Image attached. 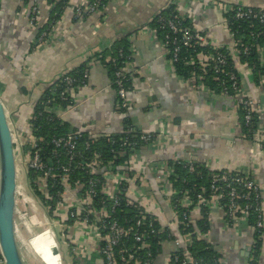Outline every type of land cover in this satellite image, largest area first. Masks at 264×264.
<instances>
[{"label":"crops","instance_id":"1","mask_svg":"<svg viewBox=\"0 0 264 264\" xmlns=\"http://www.w3.org/2000/svg\"><path fill=\"white\" fill-rule=\"evenodd\" d=\"M70 1L73 5L78 0ZM170 1L178 5L180 14L189 18L196 30L214 43L227 46H231L232 37L216 3L264 6V0H120L81 20L74 19L72 8L68 7L60 23L62 36L53 45L32 50L36 30L28 23L20 0H0V94L11 130L22 135L24 147L28 148L31 135L29 119L44 89L63 72L81 64L88 68V76L73 90L70 106L58 110L69 131L91 137L111 136L123 133L128 122L142 133L156 136L154 144L132 152L126 165L106 171V190L110 193L118 191L121 178L124 188L133 189L128 181L139 176L137 189L127 196L151 211L162 228L172 234L173 239L162 242V253L155 264H169L174 239L183 240L186 247L170 204L174 189L166 166L168 160L200 161L213 170L251 171L259 186L264 223V76L254 78L241 59L233 61L244 92L257 110L256 134L253 139H246L241 135L236 99L198 90L182 80L170 66L158 35L150 30L152 19ZM39 4L44 6L41 0ZM124 36L130 42L131 55L124 66L131 87L126 96L127 107L120 108L107 67L92 56ZM71 200L66 195L58 206L60 219H53L46 212L51 222L41 230H45L43 233L31 237L22 225V230L18 229V220L25 226L28 222L32 226L41 222L32 217L34 222L24 223L15 201V238L25 264L29 259L40 264H104L96 229L79 221L64 222L66 217L61 213L68 214ZM199 217V209L191 210L192 223ZM208 218L205 237L220 254L222 264H248L253 229L245 221L230 225L222 210H211ZM259 251L256 264H264V232Z\"/></svg>","mask_w":264,"mask_h":264},{"label":"built area","instance_id":"2","mask_svg":"<svg viewBox=\"0 0 264 264\" xmlns=\"http://www.w3.org/2000/svg\"><path fill=\"white\" fill-rule=\"evenodd\" d=\"M41 1H43L44 6L39 4V0H20L22 8H25L28 23L36 30L34 41L32 43V50L40 49L45 45H53L59 37L62 36L63 29L60 26V23L63 14L68 7L72 8L73 18L81 20L85 16L101 12L108 3L119 2L120 0H107L105 5H103L104 0H78L73 5H71L70 0ZM61 2L64 3L63 11L58 19H53L51 17L53 7L55 6V3ZM169 4L171 6L173 5V11L171 14L166 16L161 12L162 10H159L154 18H156V22L162 29H166L163 38L159 39V41L165 50L170 66L177 60L181 48L194 50L197 45L211 48V51L208 53L201 51L197 53L196 58L190 57L187 61L188 64L196 65L197 69L199 68L201 70L200 72L197 74L196 71L192 72V75H190L188 79L182 78L181 76L179 77L198 90L212 92L208 84H203L202 81L206 73L211 71L213 74V81L217 84V87L221 89L220 94L234 97L239 105L242 113V122L247 128L246 131H241V135L246 139H253L256 134V126H254L256 123L254 124V119L256 120L257 118V110L253 100L244 92L241 83L242 78L234 66V60L241 59L240 57L248 55L254 44L239 43V40L236 39L237 34H235L232 29L233 21L246 22L248 27L252 28L253 20H255L258 22L259 28L256 30L250 29L249 35L251 38H255L264 34V6L253 9V6H247L244 4L235 5L237 3H216L222 10L223 23L232 37L231 46H227L214 43L206 37L203 32L196 30L189 18V23L185 24L184 20L186 19V16L180 14L178 11V5L173 1H170ZM229 13H231V15H229ZM239 25L240 24H238V26ZM150 30L154 35L157 34V28L151 27ZM242 36H245V33L242 34ZM222 48H227L229 50L234 62H231L227 55L219 50ZM245 65L247 64L245 63ZM247 67L250 70V74H253L252 68L249 66ZM114 74L118 106L120 108H126V96L129 89L125 84L128 72L125 70V66H121ZM87 76L88 68L86 67L83 72V83ZM77 85L78 80L75 77L66 75L61 79L59 84L54 86L52 92L58 94L61 100L67 102V105L58 106L57 102L50 104L47 109L49 112L47 113V118L60 119L58 116V110L70 106V97ZM47 103H50V100H47ZM12 133L14 153L16 150L18 151L19 145L21 144L22 154L24 152L23 156L26 158V168L28 170H33L31 176H33L36 186H38L41 191L44 189V191H42L44 196L48 198L51 196H49L47 191V180L50 179L51 187H60L55 193V204L59 206L64 203V196H71L72 205L68 208V217L74 219V221H79L84 225L96 229L95 231L99 242V254L104 264H150L149 258L151 253L145 241L150 234L157 231L153 228L154 221H157L161 228L163 226L160 220L155 217L151 211L147 212L145 208L136 203L131 196H127L128 193L132 195V192L137 189L136 183L140 180L139 176L135 175L133 178H130L129 181L128 178H126L128 183L131 184V186H134L133 189H129L128 187L121 188L120 185L121 182H123V179L121 178V180H118V184H120L118 191L110 193L106 190V172H102L109 163L101 164L98 155H94V158L89 162H83V160L76 161L77 156L80 154L77 150L78 131H69L62 136L53 137L51 142L53 143L54 148L46 160L41 156V150L43 147L39 144L44 141L43 138L36 137L31 133L27 144L29 147L28 149H25V147H23L24 140L22 135L20 133ZM140 140L152 142V144H154L156 136L152 133H143L140 136ZM261 141L264 149V140ZM123 144L128 147L135 146V142H129L127 140H123ZM180 160L184 159H175L174 161L179 162ZM184 161L187 162L188 170L192 171L194 160ZM166 166L169 171L168 174L170 179V175L173 173V168L168 163ZM78 168L83 169L84 172L89 175L87 176V180L84 182L80 180H74L73 182L69 181V175ZM95 173H101L105 181L91 175H94ZM170 184L173 186L172 180H170ZM98 185L101 186L99 193L102 196L100 195L97 198L98 200L94 201L98 194ZM210 189L211 193L208 197H205L204 190L197 195L196 204H194L187 195L181 197L178 201V206H183L184 210L180 213L182 216L180 220H177V204H175V202L173 204L172 201L170 202L174 211V218L178 222L181 237L184 238L186 246L189 241V234L184 233V231L188 226V221H190V212L194 208H197L200 211L201 207H206L209 214L213 209L222 210L224 212L225 220L230 225H235L238 221H245L247 225L252 229L255 228L258 232L264 228L260 190L258 184L254 181L253 173L251 171H241V173L234 175L224 171L221 174L214 175L211 180ZM223 190H226L225 194L223 193ZM120 194H124L130 204L136 203L144 209L146 214L152 216L150 221L147 222V227L138 229L145 222L142 220L144 217L143 215V217L136 219L134 225L129 226L120 225L116 219H110L115 206L120 203L118 197ZM224 196L227 198L225 209H223V206L220 204V200L224 198ZM107 199L109 200V203ZM239 200H242V204L239 203ZM252 213H256L254 226L249 224V215ZM134 227H137V229H134ZM262 234L263 232H260L261 238ZM128 235H132L134 244L129 248H125V246L121 244L123 243L124 238ZM205 235L206 233L199 237L205 239L211 244V242L206 239ZM167 236L168 239H173L170 232L167 233ZM184 245L183 240L174 239V249L168 257L170 260L169 264H203L201 259H195L191 256L185 250L186 247H183ZM142 247H146L144 248L145 255L140 259L137 253L140 250H143ZM219 262H221V257L217 258V263ZM0 264H5V260L1 254ZM248 264H254L250 258H248Z\"/></svg>","mask_w":264,"mask_h":264},{"label":"trees","instance_id":"3","mask_svg":"<svg viewBox=\"0 0 264 264\" xmlns=\"http://www.w3.org/2000/svg\"><path fill=\"white\" fill-rule=\"evenodd\" d=\"M107 3V0H104L103 5ZM238 5V4H235ZM64 3H55L53 7V11L51 12V17L53 19H58L61 12L63 11ZM253 9H257V7L253 6ZM173 11V5L170 4L162 9V13L164 15H169ZM55 13V14H54ZM231 15V13H229ZM253 27H248L246 22L241 21H233V31L237 34L236 39L239 40V43L243 44H254L250 53L246 56L240 57L241 62L243 64H247V66L252 68V73L254 78H259L260 76H264V52L259 51L260 48L264 49V34H261L255 38H251L249 35L250 29H258L259 24L257 21L253 20ZM184 23H189V19L186 18ZM238 24H240L238 26ZM150 27L157 28V35L159 39L163 38V35L166 32V29H162L160 25L156 22V18H153L150 22ZM245 33V36L242 34ZM222 53L226 54L228 59L233 62L229 50L227 48L219 49ZM209 52L211 48L199 46L197 45L194 50L181 48L177 60L172 63L173 71L176 75L181 76L182 78L188 79L192 72L196 71V74L201 70L196 65L188 64L187 61L190 57L196 58L197 53L199 52ZM131 50H130V42L128 41V37H120L118 40L113 42L108 49H104L101 53L93 55L92 58H95L96 61L100 62L104 66L107 67L109 74L112 77V83L116 89L115 84V71L124 66L126 62L130 59ZM192 55V56H191ZM85 64H81L80 66L67 70L63 72L54 82L50 84L47 88L44 89L42 92L39 100L35 104V109L32 112L30 117V129L31 133L36 136L43 138L44 141L40 142L39 144L43 147L41 150V156L44 160L50 156L52 149L54 148L51 139L53 137H59L69 130L66 128L64 122L60 119L54 118L49 119L47 118L48 107L50 104L57 102L58 106H66L67 102L61 100L58 94L53 93L52 90L54 86L60 83L61 79L66 76L70 75L75 77L78 80V85L83 84V72L85 69ZM127 81L125 86L130 89L131 87V80L129 78V73L126 76ZM203 84H208L209 88L212 92L220 93L221 89L217 87V84L213 81V74L211 71H208L206 75L202 79ZM47 100H50V103H47ZM240 123H241V131H246L247 128L242 122V113L240 110ZM256 120L254 119V124ZM128 124V125H127ZM126 130L120 134H114L111 136H97L91 137L88 136L84 132H79L78 140H77V150L79 151V155L76 158V161L83 160V162H89L91 159L94 158V155H98V158L101 160V164H108L105 167L104 172L116 171L121 166L127 164L128 156L135 151H140L143 147L152 145V142H145L140 140V136L143 134L138 128L133 127L130 123L127 122ZM256 126V124L254 125ZM123 140H127L129 142H135L134 147H128L127 145L123 144ZM29 147V146H28ZM28 149L27 147H25ZM168 164H170L173 168V173L170 175V180L173 182V188L175 194L171 197V201L174 204H177L178 210V219L182 218L181 212L184 210L183 206H178V201L184 195H187L194 204L197 203V195L204 190L205 197H208L211 193V180L214 175H218L223 173L226 170H213L209 169V167L200 161H194L193 163V170L189 171L187 168V162L184 160L174 161L168 160ZM227 173L234 175L241 173V171H227ZM33 170H28L27 176L28 180L33 187L34 194L39 198L42 205L45 207L48 216L52 217L53 219H60L58 206L55 204L56 196L55 193L57 190L60 189L58 186L51 187L50 182L51 180H47V191L49 194V198L45 197L43 192L36 186L34 182ZM130 176L133 174L132 171L129 172ZM92 176L98 177L102 181L105 179L102 177L101 173H95ZM88 174L84 172L83 169H75L73 173L69 175V181L73 182L74 180H80L84 182L87 180ZM125 182H121V188H124ZM100 187L98 185V194L95 197L94 201L98 200L97 198L101 195L99 193ZM223 193H226V190H223ZM102 196V195H101ZM119 197V205L115 206L113 213L110 216V219H116L120 225H134L137 218L143 217L144 224L140 226L138 229L147 227V222L150 221L152 218L151 215L146 214L144 209L137 205L136 203L130 204L124 194L118 195ZM108 200V199H107ZM177 200V201H176ZM227 202V198L224 196L220 200V204L225 209V204ZM109 203V200H108ZM239 203L242 204V200H239ZM98 205V204H97ZM99 206V205H98ZM194 206V205H193ZM192 206V208H193ZM63 214L65 223H72L74 219H70L66 212L61 213ZM255 214L252 213L249 215V224L254 226L255 221ZM143 215V216H142ZM209 211L206 207H201L200 209V217L192 223L188 221V226L185 228L184 233L189 234V241L186 246V251L193 256L195 259H201L203 264H221V262L217 263V258H220V254L215 249V247L209 244L205 239L200 238L199 236L206 233L209 228ZM137 227H134V229ZM153 228L157 231L150 234L145 243L148 245V249L151 253L149 261L150 264H155L156 257L162 253V242L168 239L167 233L169 232L166 228H161L160 224L157 221L153 222ZM260 232H264V228L260 230ZM260 232H258L255 228H253V239L250 248L249 257L252 263L256 264L258 262L259 257V249L261 247L262 238L260 236ZM134 244V239L132 235H128L124 238L123 243L125 248L131 247ZM147 247V246H146ZM146 247H142L143 250H140L137 255L140 259L145 255ZM216 260V261H215Z\"/></svg>","mask_w":264,"mask_h":264},{"label":"water","instance_id":"4","mask_svg":"<svg viewBox=\"0 0 264 264\" xmlns=\"http://www.w3.org/2000/svg\"><path fill=\"white\" fill-rule=\"evenodd\" d=\"M16 161L10 118L0 94V254L5 264H25L14 230Z\"/></svg>","mask_w":264,"mask_h":264},{"label":"rangeland","instance_id":"5","mask_svg":"<svg viewBox=\"0 0 264 264\" xmlns=\"http://www.w3.org/2000/svg\"><path fill=\"white\" fill-rule=\"evenodd\" d=\"M10 118V117H9ZM21 144L19 145L18 151H15V161H16V203L18 205V210L21 213V217L25 218L23 221L26 223L29 220H32L33 222L37 219V221L41 222V225L35 224L32 226L30 225V222L26 224V227L24 224L19 223L20 220H18V229L21 228V225L23 229H25L26 234L28 237L33 236L34 234L38 235L43 233L44 231H41L45 229L48 225V221H50V218L46 214V210L43 205L41 204L39 198L34 194L33 187H31V184L29 182V178L27 176L28 169L26 168V158L22 154ZM24 147V146H23ZM19 196V198H18ZM34 210V212H32ZM35 217V218H32ZM21 222V221H20ZM39 225V226H38ZM22 230V228H21ZM20 230V231H21ZM41 231V232H40ZM40 232V233H39ZM58 241V239H56ZM59 251H61V254L64 253V248L60 246ZM53 253V252H52ZM33 258V257H32ZM65 258V257H64ZM67 260V259H65ZM64 260V261H65ZM28 264H40L38 260L35 259H29L26 260Z\"/></svg>","mask_w":264,"mask_h":264}]
</instances>
